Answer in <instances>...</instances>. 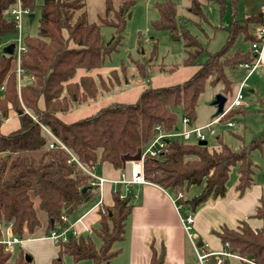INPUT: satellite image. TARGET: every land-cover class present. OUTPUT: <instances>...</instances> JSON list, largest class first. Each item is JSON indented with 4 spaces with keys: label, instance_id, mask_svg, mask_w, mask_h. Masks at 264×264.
Listing matches in <instances>:
<instances>
[{
    "label": "trees",
    "instance_id": "trees-1",
    "mask_svg": "<svg viewBox=\"0 0 264 264\" xmlns=\"http://www.w3.org/2000/svg\"><path fill=\"white\" fill-rule=\"evenodd\" d=\"M135 1L122 0L114 7L111 0H105L104 15L96 23L88 20L85 0H43L39 5L37 33L22 35L26 49L17 61L14 53L2 52L10 43H3V37L17 31L8 13L15 0H0V124L11 110L18 114L17 128L6 134L0 131V240L4 226L22 239L39 225L33 197L38 198V207L48 219L47 232L67 226L61 215L69 221L77 210L97 200L99 191L89 184L91 177L76 162H67L69 152L84 166L95 168L97 163L108 162L119 169L126 157H138L158 130L170 133L178 129L179 117H187L188 125L193 124L195 106L206 84H221L222 93L231 91L225 67L253 65L256 60L250 47L252 42L259 41L255 28L264 25V0L263 8L242 18H236L240 0H187L186 11L205 22L203 5L215 2L221 15L227 5L230 8L231 20L224 27L225 43L204 61L199 59L205 47L185 26L189 19L177 14L172 0L155 1L158 16L151 20V27L167 30L171 40L181 39V64L195 65V71L179 83L146 86L133 102H110L92 114L65 122L59 114L97 100L99 90L109 91L119 85L116 69L105 76L107 80L109 75L114 77L110 86L104 82V75L89 72L99 68L104 56L120 43L129 8ZM21 4L30 12L36 6L34 0H21ZM101 25L114 29L108 40L100 32ZM239 36L248 45L245 49L233 48ZM156 47L154 41L150 55L135 61L142 79L149 78L156 68H175L176 64L166 69L163 63H156ZM17 69L21 71L19 84ZM78 69L88 74L74 80ZM49 133L65 148L49 147L53 140ZM165 140L161 155L144 156L143 175L174 196L191 185L200 186L191 198L185 200L180 195L177 199L192 211L210 196L224 195L231 166H236V188L240 193L252 184L253 163L246 147L234 151L219 138L217 149L209 148L207 142L199 144V140ZM263 141L264 134L250 145L258 147ZM112 200L111 205L102 204L99 209V219L92 226L94 240L70 235L65 242L55 241L56 255L46 264H63V256L74 261L88 259L91 264H109L119 252L113 245L123 240L125 220L132 209L129 194L121 196L115 190ZM250 216L264 217V196ZM215 233L227 252L248 260L244 264H264V229H253L243 221L236 229L222 225ZM151 249L149 264H166L164 247L159 251ZM25 253L22 248L16 253L8 251L0 242V264H29ZM210 259L215 264V258ZM219 264H227L226 258L222 257Z\"/></svg>",
    "mask_w": 264,
    "mask_h": 264
},
{
    "label": "rangeland",
    "instance_id": "rangeland-1",
    "mask_svg": "<svg viewBox=\"0 0 264 264\" xmlns=\"http://www.w3.org/2000/svg\"><path fill=\"white\" fill-rule=\"evenodd\" d=\"M36 6L33 11L32 20L29 19V15H22L21 21V34L35 35L38 29L39 18V5L43 0H34ZM121 0H111L112 5L117 7ZM154 1L162 0H136L135 3L129 8L126 17V23L123 30V37L117 47L104 56L103 63L99 68L91 70L92 75L102 74L104 75V82L106 85H111L110 82L114 79L112 75H109L108 80L106 74L116 69L118 74V86L112 88L109 91L99 90L100 94L97 97V102L104 101L109 97H116L119 95L120 99H128L130 96L126 94L122 95V90L126 89V93L130 91L134 93L135 89L144 86L157 85V84H173L184 78L185 70H189L187 66L181 64L184 56L183 43L181 39L171 40L167 30H156L151 27V20L153 18L152 13L155 12L153 6ZM176 6L177 14L182 18L189 19L185 25L189 32L193 34L196 39L205 47L204 53L200 56L199 61H204L209 53H213L219 50L225 43L227 32L222 26H228L230 21V8L227 5L225 11L221 15L218 6L214 2L205 4L203 7L204 16L207 20H202L196 16L189 14L186 11L187 0H172ZM88 20L99 23V17L104 15L105 0H85ZM261 5V3H260ZM255 0H240L238 4V15L245 16L250 13L256 12ZM180 21V20H179ZM217 26V27H215ZM147 27V28H146ZM113 27L107 25H101L100 32L104 40H108L113 33ZM140 33V42H138V34ZM17 33H11L3 37L4 42H11L16 38ZM153 41H156V63H163L164 68L169 69L173 64H176L171 71H153L149 78L142 79L137 73L135 66L136 60H141L142 57L147 58L152 50ZM242 43V44H241ZM245 49L247 45H244L240 36L237 38L233 48ZM232 51V50H231ZM162 65V64H161ZM124 67V68H123ZM155 67H159L156 65ZM123 68V69H121ZM121 69V70H120ZM247 69L237 67H225V74L228 79L231 80V91L222 93V85H210L206 84L203 92L199 95L195 106V121L191 125L184 127L181 122V117L178 118V129L192 128L196 125H202L213 118L217 108L213 104L216 94H221L226 97L224 107L231 102L235 92L237 91L240 82L246 75ZM106 76V77H105ZM108 81V82H106ZM110 81V82H109ZM132 90V91H131ZM240 92L242 94V105L233 108L232 114L220 122L212 124L209 128L202 129V133L205 135V141L209 148H218L217 139H221L232 150L239 151L243 147L247 148L248 157L253 163V181L252 184L263 183L264 186V141L260 143L258 147H252V141L258 139L264 134V63L255 66L251 72L243 80ZM117 94V95H116ZM133 94H131L132 96ZM115 98V99H116ZM121 101V100H120ZM94 102V101H93ZM128 102V101H127ZM107 104V103H106ZM105 105V104H103ZM103 105H99L103 106ZM15 112L14 110H11ZM226 121H232L233 126L228 127L225 125ZM211 129L213 130L211 132ZM191 141H196L192 136ZM236 176V166H231L228 174V182H230ZM264 191V188H263ZM34 208L39 220V225L34 229V233L42 232L48 225V220L45 213L38 207V198L33 197ZM264 227V225H263ZM10 231L9 226L2 228V238L6 237V232ZM11 232V231H10ZM32 232V233H33ZM27 235V234H25ZM53 246V243L48 241L38 242L32 249L34 254L29 253L33 257L29 264H38L47 259L45 252L48 250L46 247ZM50 246V247H52ZM19 248V243L13 245V253H16ZM55 249V248H54ZM53 250V248H52ZM11 251V252H12ZM63 264H91L90 260L84 259L74 261L69 256H63Z\"/></svg>",
    "mask_w": 264,
    "mask_h": 264
},
{
    "label": "crops",
    "instance_id": "crops-1",
    "mask_svg": "<svg viewBox=\"0 0 264 264\" xmlns=\"http://www.w3.org/2000/svg\"><path fill=\"white\" fill-rule=\"evenodd\" d=\"M255 3L257 8H255L256 11L263 8L262 0H255ZM154 10L155 12L154 14L152 13V19H155L158 16L156 9ZM128 16L129 14L127 17ZM242 17L244 16L238 15L237 9L236 18ZM182 19L186 18L182 17ZM219 27L224 29L226 26L220 25ZM138 35L141 37L140 33ZM240 39H242L241 36ZM243 43L244 45H247L245 42ZM258 58L259 61L256 66L264 63V43L260 48V56ZM183 66H187L189 70H185V77L175 83L184 81L196 69L195 65ZM86 73L87 72L84 69H78L74 76V80H77L79 76ZM91 73L92 72L90 71L89 74ZM245 78L246 75L240 82L239 87L242 85ZM161 85L163 84H155L151 86ZM141 87L135 89L134 93L129 91L128 94L126 93V89L122 90L123 93L121 94V97L122 95L124 97L125 94L130 96L126 100V96L120 99L119 95L117 96L118 98L109 97L101 102L95 100L88 104H82L68 113L59 114V116L65 122H70L92 114L101 107H99V105L108 104L114 101L133 102L141 92ZM145 87L146 86H144V88ZM131 94L133 95L131 96ZM17 115L16 112L10 111L9 116L0 124V131L2 133L6 134L17 128ZM215 115L216 114L213 115V118ZM197 126L201 125H196L195 127ZM140 155L138 157H126L122 167L119 169L114 168L108 162L97 163L93 170L95 175L106 179L98 193L97 200L89 206L80 208L69 217V222L74 223V228L79 234L83 236L89 235L90 240H94L92 226L95 225L99 219V209L101 205L112 204V193L115 190H119L121 196L129 194L132 209L125 220L124 238L122 241L116 242L113 245L114 248H119V252L111 259L109 264H149L152 254L151 248L153 247L159 251L162 246L165 249L166 264H197L198 250L201 249L204 252H221L224 250L220 238L215 233V231L219 230L222 225L236 229L244 221L253 229H264V217L255 218L250 216L258 206L259 199L264 196L263 183L251 184L240 193L236 188L238 177L236 171V176L230 182H228V177L224 195L217 197L210 196L203 203L196 206L194 211L191 210L188 204L181 203L177 200V203L181 204V208L177 209L176 204L172 199L174 194L156 183L147 180L146 183L120 182L122 178L126 180L130 178L132 168L135 163L139 162ZM199 190L200 186L191 185L184 189L181 193V197L185 200L189 199L196 195ZM187 214L193 215L192 229L190 232L191 237L184 230L180 220V217ZM47 229L48 225L42 232L27 234L19 243V248L28 251L31 255L34 252L32 248L36 246L38 242L48 241L53 243V246L49 245V247H46L48 250L45 252V255L48 260L38 262V264L48 263L51 258L56 255L58 249L55 241L47 237L49 233L47 232ZM31 259H33L32 256ZM226 262L227 264H244V262H248V260L235 254H229L226 256Z\"/></svg>",
    "mask_w": 264,
    "mask_h": 264
},
{
    "label": "built area",
    "instance_id": "built-area-1",
    "mask_svg": "<svg viewBox=\"0 0 264 264\" xmlns=\"http://www.w3.org/2000/svg\"><path fill=\"white\" fill-rule=\"evenodd\" d=\"M8 13L10 16H12L14 23H15L16 30H17L16 38L12 40L10 43L14 44L13 53L15 54L16 59L18 61L20 54L23 53L26 49L25 45L22 42V34H21L22 15H29L30 10L28 7L22 6L21 0H15V2L9 7ZM254 35L259 41L252 42L250 50L256 55V60L253 63V65H250L247 63L240 64V67L247 69L246 76L251 72V70L256 66V64L259 61L258 57L260 56V48L262 47L264 43V25L257 26L254 30ZM20 73L21 71L17 69L18 84L21 81ZM240 88L241 86L238 88L233 99L227 105V107L222 109V111L208 123L201 125V126L192 127L189 129L187 128H184L182 130L176 129L170 133H165V132L158 130L156 136L142 150L141 155H140V160L138 163L134 164L130 178L127 180L122 178L120 182L146 183V179L143 175V158L145 155H149L151 157H156V156L161 155L165 149V144H166L165 138L180 137L182 140L188 141V140H191L190 138L193 136L197 141L204 140L205 135L202 133V129L209 128L211 127L212 124L220 122L222 120L223 115H225L229 110L236 108V107H240L242 105V100H241L242 94L240 92ZM181 122H182V125L186 127L189 123V119L187 117H182ZM225 125L228 127H231L233 126V122L226 121ZM156 129H158V127H156ZM212 131L213 130L211 129V132ZM50 135L52 136L53 140L48 143L49 147H54L56 145H59L65 148L64 145L56 137H54L52 134ZM69 154H70V158L67 160V162H72V161L76 162L91 177L89 184L91 186L97 187L98 191H100L102 184L106 181V179L95 175L93 171L94 170L93 165H90L89 167L84 166L77 160V158L72 153L69 152ZM180 195L181 194L178 193L176 196L172 197L173 201L176 204L177 209L181 208V204L177 203V199ZM61 220L63 222H66L67 226L65 228L52 229L48 233L47 237L51 238L54 241L60 240V241L65 242L67 241L70 235L75 236V237L81 235L75 230L74 223L69 222L66 216L61 215ZM180 220H181L184 230L190 236V232L192 229L193 215L187 214L185 216L180 217ZM6 234L7 236L2 238L0 242L3 243L6 250L12 251L13 245L20 243L21 239L18 236L13 235L10 231H7ZM84 237L90 238L89 235L84 236ZM229 254L230 253L227 252L225 249L222 250L221 252H204L200 249L197 252V264H213L210 257H214L215 264H219L222 261V257L226 258V256H228Z\"/></svg>",
    "mask_w": 264,
    "mask_h": 264
},
{
    "label": "water",
    "instance_id": "water-1",
    "mask_svg": "<svg viewBox=\"0 0 264 264\" xmlns=\"http://www.w3.org/2000/svg\"><path fill=\"white\" fill-rule=\"evenodd\" d=\"M32 17H33V14L30 13L29 19L32 20ZM13 48H14V44L9 43L8 45H6L5 47L2 48V52L6 53V54H12ZM225 100H226V97H224L223 95H221L219 93L216 94L215 99L213 101V104L216 105V108H217L215 114H219L222 111ZM205 143H206L205 140H199V144H205ZM24 257H25V260L27 262L31 261L30 254L25 253Z\"/></svg>",
    "mask_w": 264,
    "mask_h": 264
}]
</instances>
